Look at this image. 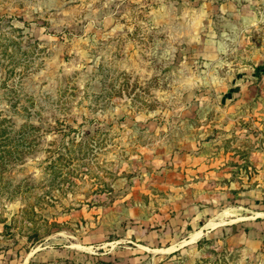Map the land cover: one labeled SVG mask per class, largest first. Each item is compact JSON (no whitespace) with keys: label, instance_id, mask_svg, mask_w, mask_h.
I'll return each mask as SVG.
<instances>
[{"label":"rangeland","instance_id":"rangeland-1","mask_svg":"<svg viewBox=\"0 0 264 264\" xmlns=\"http://www.w3.org/2000/svg\"><path fill=\"white\" fill-rule=\"evenodd\" d=\"M255 218L264 0H0V264H264Z\"/></svg>","mask_w":264,"mask_h":264},{"label":"crops","instance_id":"crops-1","mask_svg":"<svg viewBox=\"0 0 264 264\" xmlns=\"http://www.w3.org/2000/svg\"><path fill=\"white\" fill-rule=\"evenodd\" d=\"M246 219V218H245ZM245 221L242 225L243 227H241L242 225H238L237 228H245V227H249L247 229V233L245 232V246L251 249H257L262 242H264V220L263 221H259L258 218L252 219V220H243ZM206 230H215L216 228H211L209 226H205ZM236 228V226H234ZM216 231V230H215ZM203 232V231H202ZM215 233V232H214ZM255 238V239H254ZM254 239V240H253ZM235 240H237V238H235L234 236L230 237L229 239V243L230 244H236ZM264 244V243H263Z\"/></svg>","mask_w":264,"mask_h":264},{"label":"bare ground","instance_id":"bare-ground-1","mask_svg":"<svg viewBox=\"0 0 264 264\" xmlns=\"http://www.w3.org/2000/svg\"><path fill=\"white\" fill-rule=\"evenodd\" d=\"M226 213H227V211H226ZM226 213H222V214H220L217 218H215V219H212L211 221H209L208 223H207V226H209V227H211V228H215V227H217V226H221V225H224L225 224V216H227L226 215ZM200 234H201V232H194L192 235H191V241H194V240H196V239H198L199 238V236H200ZM184 242V241H183Z\"/></svg>","mask_w":264,"mask_h":264},{"label":"trees","instance_id":"trees-1","mask_svg":"<svg viewBox=\"0 0 264 264\" xmlns=\"http://www.w3.org/2000/svg\"><path fill=\"white\" fill-rule=\"evenodd\" d=\"M257 69H262L261 67H257Z\"/></svg>","mask_w":264,"mask_h":264}]
</instances>
